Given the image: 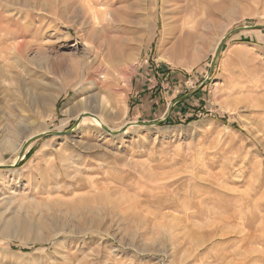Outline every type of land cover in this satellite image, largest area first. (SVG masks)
<instances>
[{
  "label": "rangeland",
  "instance_id": "obj_1",
  "mask_svg": "<svg viewBox=\"0 0 264 264\" xmlns=\"http://www.w3.org/2000/svg\"><path fill=\"white\" fill-rule=\"evenodd\" d=\"M63 1L0 2V264H264V0Z\"/></svg>",
  "mask_w": 264,
  "mask_h": 264
},
{
  "label": "bare ground",
  "instance_id": "obj_2",
  "mask_svg": "<svg viewBox=\"0 0 264 264\" xmlns=\"http://www.w3.org/2000/svg\"><path fill=\"white\" fill-rule=\"evenodd\" d=\"M5 1V0H4ZM81 1V3H82V1L83 0H80ZM85 2H86V0H84ZM98 1V0H97ZM96 1V2H97ZM100 1V0H99ZM98 1V2H99ZM0 2H1V0H0ZM12 2V1H11ZM10 2V3H11ZM19 2V1H18ZM85 2H83V3H85ZM97 2V3H98ZM15 3V2H14ZM35 3V2H34ZM41 3V2H40ZM26 4H28V3H26ZM33 4V3H32ZM76 4V3H75ZM75 4H74V6H75ZM80 4V3H79ZM85 4H87V3H85ZM11 5V4H10ZM57 6L59 5V4H56ZM96 5H98V4H96ZM22 6H23V4H22ZM30 6V5H29ZM60 6V5H59ZM58 6V7H59ZM70 6H71V1L70 0H64L63 1V4H62V8H60L59 9V11H60V14H62V13H65L66 11H67V9H69L70 8ZM79 6V5H78ZM35 7V6H34ZM40 7V6H39ZM57 7V8H58ZM76 7V6H75ZM89 7V6H88ZM25 8V7H24ZM31 8V7H30ZM50 8V7H49ZM54 8V7H53ZM91 8V7H90ZM214 8V7H213ZM73 9V8H72ZM58 10V9H57ZM88 10V9H87ZM91 10H93V9H91ZM54 11H56V9L54 10ZM71 11V10H70ZM73 11V10H72ZM89 11H90V9H89ZM58 12V11H57ZM220 12V11H219ZM45 13V12H44ZM59 13V12H58ZM68 13V12H67ZM70 13V12H69ZM83 13V12H82ZM54 14V13H53ZM57 14V13H56ZM56 14H55V17H57L56 16ZM110 14H112V13H110ZM109 14V15H110ZM48 15H49V13H48ZM52 15V14H51ZM108 15V14H107ZM107 15H105L106 16V18H107ZM103 17H104V15H103ZM64 18V17H63ZM68 18V17H67ZM85 18V17H84ZM101 18V17H100ZM60 19H62V17L60 18ZM97 19V18H96ZM95 19V20H96ZM64 20H65V18H64ZM99 21H100V19H98ZM97 20V21H98ZM62 21H63V19H62ZM98 21V22H99ZM101 22V21H100ZM99 22V23H100ZM77 27V26H76ZM82 27V26H81ZM78 28V27H77ZM105 31V30H104ZM88 34V33H87ZM199 34V33H198ZM182 35V34H181ZM87 37V36H86ZM190 38V36L188 35V36H186V38ZM197 37L201 40V39H203L204 37L201 35V34H199V35H197ZM88 38V37H87ZM87 38H85V39H87ZM115 39V38H114ZM183 38H181V40H182ZM189 39H187V41H188ZM220 41V40H219ZM85 42V41H84ZM177 42V41H176ZM179 43V41L177 42V44ZM184 44H185V41H184ZM187 44V43H186ZM187 46V45H186ZM20 47V46H19ZM93 47V46H92ZM185 47V46H184ZM18 48V47H17ZM16 48V49H17ZM97 48V47H96ZM121 49H122V47H120ZM175 48V47H174ZM183 48V47H182ZM121 49H118V47H115V48H112V47H110V45L109 44H107V46L105 47V49H102L101 47H99L97 50H99V53H98V55H99V57H100V59L99 60H101L102 58L104 59V54H103V52L105 51L106 53H107V55H109L110 57H113V58H115L116 56H115V53H120V51H121ZM14 51V50H13ZM22 51V50H21ZM92 51V50H91ZM92 53V52H91ZM5 54V53H4ZM1 57V56H0ZM106 58V57H105ZM103 61V60H102ZM111 62V61H110ZM114 62V61H113ZM107 63H108V61H107ZM101 64H103V63H101ZM116 64H118V63H116ZM116 64H114L113 63V65H111V66H109L112 70H114V72H115V68L117 67V65ZM99 68V67H98ZM109 68V69H110ZM121 68V67H120ZM109 72H111L110 70H109ZM96 74V73H95ZM117 74V73H116ZM115 74V75H116ZM111 77V76H110ZM112 78H113V76H112ZM113 80H115V79H113ZM121 97V96H120ZM85 102V101H84ZM86 103H87V101H86ZM86 103H85V105H86ZM88 103L89 104H91V103H96L97 104V106L99 107V109H100V112H98V114H97V112H96V114L93 112V113H91V112H89L88 110L86 111H84V112H82V113H80V114H78V116L79 117H81V116H84V115H89V117H90V119L94 122V124L97 126V127H103L104 125H105V123H104V118L102 117V114H104V115H106V113H109L110 111H111V109H112V103L110 102V100H109V98L107 99V98H104V97H100V95L99 96H95V95H93V96H91L90 98H88ZM83 111V110H82ZM77 116V117H78ZM78 117V118H79ZM64 126H65V124H64ZM256 127V126H255ZM257 128H259V127H257ZM59 129H60V127H59ZM259 131V130H258ZM261 131V130H260ZM45 132H47V131H44V132H41L42 134H44ZM60 132H62L61 130H60ZM20 147H21V144L19 145V147H17V150H19L20 149ZM63 157V156H62ZM56 165V164H55ZM64 167V166H63ZM66 169V168H65ZM64 169V170H65ZM230 217H232V218H234V215L233 216H230ZM229 220H232V219H230V218H225V221H227V223H230V221ZM219 220H217V222H218ZM175 222V221H174ZM177 222H178V220H177ZM233 222V221H232ZM231 222V223H232ZM186 234V233H185ZM207 234V233H206ZM211 234V233H210ZM217 234V233H216ZM208 235V234H207ZM218 236V235H217ZM252 236L253 235H251V236H249V237H251L252 238ZM189 237V236H188ZM191 238V237H190ZM214 238V235H211V236H206V238H205V241H209L210 239H213ZM247 241H250L249 239L247 240ZM195 242V241H194ZM244 242H246V241H244ZM199 243V242H198ZM244 244V243H243ZM203 245V244H202ZM245 250H246V248H245ZM251 251V250H250ZM249 252V251H248ZM255 252V251H254ZM251 253V252H250ZM261 253V252H260ZM225 254V253H224ZM227 254V253H226ZM234 254V253H233ZM235 255V254H234ZM229 256V255H228ZM227 255H223V257H220V258H217V263L218 264H223L224 263V260L228 257ZM230 256H231V254H230ZM245 256H247V255H245ZM234 257V256H233ZM238 259V258H237ZM246 259V258H245ZM216 260V259H215ZM247 260V259H246ZM237 261H240V260H237ZM246 261H240V262H238L237 264H246L245 263ZM248 263V262H247Z\"/></svg>",
  "mask_w": 264,
  "mask_h": 264
},
{
  "label": "water",
  "instance_id": "obj_3",
  "mask_svg": "<svg viewBox=\"0 0 264 264\" xmlns=\"http://www.w3.org/2000/svg\"><path fill=\"white\" fill-rule=\"evenodd\" d=\"M264 29V26H260V25H255V26H249V27H242V28H239L233 32H231L230 34L236 32V31H241V30H246V31H254V30H262ZM228 36H225L221 39V41L219 42V44L217 45L216 49H215V52H214V55H213V58H212V62H211V66L209 68V71H208V74H207V77L206 79L200 84V86L197 88V90H195L192 94H194L195 92L199 91V89H201L205 84L206 82L211 78L212 74H213V71H214V68H215V65H216V62H217V59L223 49V46L225 45L227 39H228ZM181 100V98L175 100L174 102H172L171 106H170V109H169V113L165 116V118L157 121V122H154V123H131V124H127L125 125L123 128H121L119 131L117 132H112L111 130L107 129L105 126L101 127V130L111 136H116V135H119L121 133H123L127 128L129 127H151V126H161L163 124L166 123V121L168 120L169 118V115H170V112H171V109ZM89 117V115H84V116H81L80 118H77L76 121H75V124H74V130L77 128V126L79 125L81 119L83 117ZM76 127V128H75ZM72 132V130H69V131H66V132H57V133H44V134H40L38 136H35V137H32L30 139H28L26 142H25V145L23 147L22 150H20L19 154H18V158L17 160H20L21 157L23 156V153L25 151V149L31 145V143H33L34 141H36L37 139L41 138L42 136L46 135V134H52L54 136H66V135H69L70 133ZM17 164V162L14 163L13 166H15ZM4 167L3 165H0V168Z\"/></svg>",
  "mask_w": 264,
  "mask_h": 264
},
{
  "label": "trees",
  "instance_id": "obj_4",
  "mask_svg": "<svg viewBox=\"0 0 264 264\" xmlns=\"http://www.w3.org/2000/svg\"><path fill=\"white\" fill-rule=\"evenodd\" d=\"M199 92H200V91H199ZM199 92H195V93L193 94V96L198 95ZM179 103H180V102H179ZM188 121H190V120H187V122H188ZM165 124H170V119H168V120L166 121ZM31 152H32V149H31V150L25 155L24 160L27 159V158L29 157V155L31 154Z\"/></svg>",
  "mask_w": 264,
  "mask_h": 264
},
{
  "label": "crops",
  "instance_id": "obj_5",
  "mask_svg": "<svg viewBox=\"0 0 264 264\" xmlns=\"http://www.w3.org/2000/svg\"><path fill=\"white\" fill-rule=\"evenodd\" d=\"M144 85V84H143ZM150 89H152V86L150 88H145V90H142V91H150ZM148 95L151 94V91L147 93ZM150 96V95H149Z\"/></svg>",
  "mask_w": 264,
  "mask_h": 264
}]
</instances>
